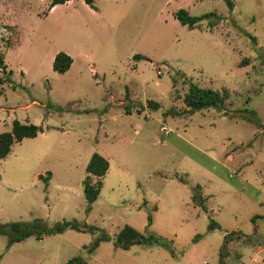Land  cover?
Returning a JSON list of instances; mask_svg holds the SVG:
<instances>
[{
  "label": "rangeland",
  "instance_id": "1",
  "mask_svg": "<svg viewBox=\"0 0 264 264\" xmlns=\"http://www.w3.org/2000/svg\"><path fill=\"white\" fill-rule=\"evenodd\" d=\"M93 4L108 28L84 0L50 13L47 0H0V76L12 70L15 85L0 84V133L14 119L40 127L0 160V224L76 219L93 228L17 242L0 234V264H217L232 230L253 238L231 241L227 264H264V0H234L232 11L223 0ZM181 8L221 19L190 28L175 17ZM56 51L73 59L61 75ZM190 81L227 90L225 110L186 113ZM93 152L109 167L85 213ZM41 175H50L46 188ZM196 184L205 209L192 203ZM126 224L168 244L116 248ZM103 231L111 239L87 254Z\"/></svg>",
  "mask_w": 264,
  "mask_h": 264
},
{
  "label": "trees",
  "instance_id": "2",
  "mask_svg": "<svg viewBox=\"0 0 264 264\" xmlns=\"http://www.w3.org/2000/svg\"><path fill=\"white\" fill-rule=\"evenodd\" d=\"M69 0H50L49 7H53L56 4H62ZM91 8L95 9L93 0H84ZM228 10L232 11L234 8V0H223ZM210 16H215L217 20L221 17L214 14L213 12L204 13L201 15H190L185 9H178L175 12V17L181 25H186L190 28L197 25L200 21L208 19ZM141 54H134V59L142 58ZM73 62L72 57L64 51H58L52 61V70L57 74L61 75L68 71ZM0 71L5 74V63L3 57L0 55ZM11 70L6 72V74H11ZM10 83L12 87H15L11 77L0 76V84ZM229 97L227 90H218L210 87H201L193 82L188 83L187 92L183 96V103L186 106V113L192 114L196 111L202 109L213 108L217 111H223L226 107V101ZM153 105H156L153 103ZM252 112V111H251ZM255 114L252 112L251 119H256ZM40 131V127L31 123H23L17 119L12 121V126L10 131H4L0 133V160L8 155L11 150V146L15 142H20L24 138H33ZM109 167V162L107 158L102 156L98 152H93L89 158L88 163L85 166V171L87 173L86 178L82 181L83 194L85 198V213H88L92 209V204L97 199L100 188L102 185L101 178L105 175ZM91 176L97 178L95 182H92ZM200 185L196 184L191 188V200L193 205L199 206L203 209L205 206V198L202 195ZM256 216L252 217L254 221ZM213 227L219 228L217 223L212 225ZM66 228L74 229L77 231H87L93 229L86 223H81L76 219L63 220L55 223L52 226H47L40 221V219L35 218L32 221H13L7 224H0V234L7 235L10 242H17L26 239L29 236H36L38 239H42L45 236L60 234L65 231ZM255 233V232H254ZM253 235H246L241 231H229L223 235L221 245L218 250V262L217 264H227L226 258L229 255L228 244L231 241H251ZM111 236L104 232L91 241L87 245L86 253L92 254L98 247L101 241L110 240ZM162 243L167 245L168 241L156 238L154 236H146L143 233L136 230L134 227L126 224L124 225L114 236L113 245L116 248L129 249L134 245H148L152 243ZM250 243V242H249ZM239 258V256H238ZM65 264H86V260L82 256H74L66 261Z\"/></svg>",
  "mask_w": 264,
  "mask_h": 264
},
{
  "label": "crops",
  "instance_id": "3",
  "mask_svg": "<svg viewBox=\"0 0 264 264\" xmlns=\"http://www.w3.org/2000/svg\"><path fill=\"white\" fill-rule=\"evenodd\" d=\"M49 3H50V0H47ZM72 2H74V0H69V1H67V2H65V3H62V5L63 4H68V3H72ZM85 2V1H84ZM85 5H86V3H85ZM61 6V4H56V5H54L53 7H49V6H47V10H48V13H50V12H55L57 9H58V7H60ZM87 7H89V8H91L88 4H87ZM94 10H96L95 11V13H97V11H98V8L97 7H95V9ZM98 13H99V15H100V19L102 20V24H105V26L107 27V25H108V21H107V19H106V17L104 16V14L101 12V11H98ZM108 28V27H107ZM58 51H56L55 53H53L52 55H51V58H50V62H51V67H52V61H53V58H54V55L57 53ZM4 63H6V65H7V67H8V64H7V62H6V55H5V58H4ZM94 64V63H93ZM9 69V68H8ZM11 72H12V74H13V71L11 70ZM55 72V71H54ZM67 72V71H66ZM65 72V73H66ZM90 72H91V74H92V76H94V75H97L98 73H97V70H96V68L93 66V67H91L90 68ZM12 74L10 75V77L12 76ZM12 79V78H11ZM10 84V83H9ZM34 102H36L37 103V101H34ZM27 122H29V121H27ZM24 123H26V122H24ZM11 126H12V124H11ZM11 129V128H10ZM25 139V138H24ZM22 141V140H21ZM99 153V152H98ZM101 154V153H100ZM102 155V154H101ZM103 156V155H102ZM106 158V157H105ZM89 161V160H88ZM88 163V162H87ZM41 177H44V179H45V188L47 187V185H48V180H49V178H50V175H46V176H42L41 175ZM206 199V198H205Z\"/></svg>",
  "mask_w": 264,
  "mask_h": 264
}]
</instances>
